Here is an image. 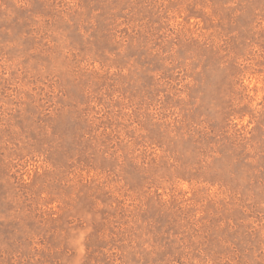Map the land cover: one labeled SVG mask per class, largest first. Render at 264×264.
Wrapping results in <instances>:
<instances>
[{
	"label": "rangeland",
	"instance_id": "1",
	"mask_svg": "<svg viewBox=\"0 0 264 264\" xmlns=\"http://www.w3.org/2000/svg\"><path fill=\"white\" fill-rule=\"evenodd\" d=\"M0 264H264V0H0Z\"/></svg>",
	"mask_w": 264,
	"mask_h": 264
}]
</instances>
